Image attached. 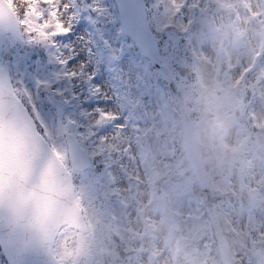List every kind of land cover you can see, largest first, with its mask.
<instances>
[{
	"label": "rangeland",
	"instance_id": "obj_1",
	"mask_svg": "<svg viewBox=\"0 0 264 264\" xmlns=\"http://www.w3.org/2000/svg\"><path fill=\"white\" fill-rule=\"evenodd\" d=\"M9 1L13 2V0ZM163 1L164 10L157 17L159 27L165 26L166 17L174 11L173 4L178 6L180 4L185 8L181 11L182 25H189L187 38L198 54L196 58L200 82L199 89L196 88L198 93L195 89V84L199 83L198 80L195 84L188 86L184 85L182 79L177 82L183 110L186 112L193 111L194 108L199 110L198 121L191 122L194 143L196 145L200 141L217 162L214 179L216 186L231 192L228 199V213L238 231V250L247 253L249 264H264V259L253 247L254 241L264 240V131H257V127L249 124L250 109L248 114L243 111L240 118L234 115L235 109L244 106L242 90L238 84L234 83L244 71H248L251 73L250 85L255 95L251 111L256 122L264 125V51L261 50L263 43L259 40L258 19H253V16L260 12L259 0H246V4L250 5L252 10L251 16L244 12L243 4L236 2L242 0H228L233 8L228 16L222 15L218 9L212 11L210 6L205 7L208 0ZM72 3V0H53L45 7L42 0H34V4L26 12L22 21L27 24L30 33L41 28L46 31V34L52 36V30L56 31L57 26L62 29L70 23L65 6ZM100 3L107 7L109 15L97 19V35H94L93 25L88 21L87 13H85V16L74 24L70 34L57 37V40L61 44L75 47L81 54L80 59H91L89 70H94L96 73L93 82L101 85L109 93V102H104L102 97L89 96L88 85L75 81V92L80 99L66 104L63 116L75 115L79 118L81 109L92 111L96 107H106L111 109L105 119H110L120 114L118 105L126 92L129 98L136 101L135 103L132 100L128 101L132 108H135L140 101L138 110L133 116V121L138 120L139 123L118 134L117 137L110 136L106 146L107 158L111 163L119 165L113 169L110 178L104 177L98 180L91 170L74 172L79 173L76 185L77 198L92 227L91 232L79 233L76 236L78 252L84 256L82 264H101L98 257L101 254L98 243L100 242L104 252H108V244L112 243L110 232L115 229L126 241L127 248H135L127 264H174L172 248L179 239L177 235L169 234L171 226L166 221L163 208L157 209V202L150 201L152 194L147 176L149 172L151 175L164 174L167 164L166 158L162 156L170 155L171 150L175 149L170 133L172 130L168 128L170 125L166 126L163 118L165 105L160 95L155 92L156 85L153 86V80H150L148 85L151 91L137 87L136 74L143 57L140 52L121 53L124 43L129 41L127 37L120 34L121 26L118 24L117 10L111 0H100ZM58 5L59 11L56 10ZM195 6L200 8L199 12L196 11ZM43 13H50V15L42 20ZM92 15L95 16L94 13ZM60 17L63 19L61 20ZM220 30L224 32L223 36ZM221 37L226 42L227 52L234 65L232 81L227 77L222 80L217 79V62L214 55L217 48H221L218 42ZM11 41V38L6 36L7 46H11ZM88 41L91 43H87ZM163 43L168 47L172 63L177 53L182 51L178 36L167 31ZM30 48L31 45L27 43L15 46L17 50L15 63L18 59L19 66L16 65V70L21 73V78L36 94L34 90L36 81L49 79L58 66L55 65L53 69H50L47 61L41 59L28 63L26 50L29 51ZM89 48L92 51L91 58L86 51ZM113 49L120 56L116 65L111 63ZM120 76L125 78L126 87L120 84ZM59 87L63 88L65 84L61 83ZM118 94L121 100L117 99ZM59 99L63 101L71 99V95L68 93L62 98L50 92L46 93V105L50 104L54 107V103ZM189 105L194 108H189ZM126 106L127 104L121 105V108ZM40 109L43 116L51 123L49 113ZM131 110L125 108L122 115H130ZM61 118L62 116L59 120ZM113 130V125H107L103 131L111 133ZM50 139L56 152L68 162L67 150L61 138L50 136ZM241 140H244L245 144L242 150H238L237 146L240 145ZM152 156L156 158L154 162L151 160ZM213 160L209 159L212 163ZM179 162L175 160L171 166ZM171 166L169 172L177 175L176 170H173L174 167ZM96 173L101 172L96 171ZM174 178L176 182L172 183L170 179H166L162 187L172 200L168 213H176L175 226L180 237L184 238L189 264H201L202 258L193 255L192 246L189 245V238L192 237L190 227H193L187 218L190 207L179 199L180 194L176 188L180 181ZM132 181L135 182L133 192L130 190ZM244 186L250 189L255 198L252 207H242L240 204L239 197ZM111 191L113 193L110 197ZM115 193L123 195L124 199L113 198ZM248 226L250 228L247 230ZM58 246L60 256L67 254V248L62 249L60 245ZM112 258H115L113 264H120L116 255H112Z\"/></svg>",
	"mask_w": 264,
	"mask_h": 264
},
{
	"label": "snow or ice",
	"instance_id": "obj_2",
	"mask_svg": "<svg viewBox=\"0 0 264 264\" xmlns=\"http://www.w3.org/2000/svg\"><path fill=\"white\" fill-rule=\"evenodd\" d=\"M53 0H42L43 6L47 7ZM122 11L128 16V20L124 26L120 29L122 36L131 37L130 46L132 48H138L141 56L143 57L142 63L139 65V71L136 74L137 87H143L148 91L151 89L148 87L152 77H156L158 80H168L169 66L171 64V56L168 51V47L163 43L161 37L162 34L158 25V14H162L164 8L159 0H154L151 5L147 4L146 0H133L131 3L122 4ZM60 6H57L59 11ZM181 11L185 8L181 7ZM66 14L70 17V23L66 24L60 31L52 30V36L50 42H25L29 45H40L48 51L49 60L52 64L58 66L57 70L53 72L49 79L41 81L37 80V94H34L31 88L27 85L26 81L22 78H16L18 85L22 86L27 93L26 107L32 121L35 125L36 131L41 137L47 139L49 136H58L67 143L72 145L74 150H81L83 146L87 151L83 152V166L86 170H91L93 176L98 180H102L104 177L109 176L114 168L119 167L118 164L111 163L107 158L106 146L109 138L117 137L118 134L127 131L129 128L138 125L139 121H133V116L138 110L140 101L136 104L135 108H132L131 104H128L129 100L134 103L135 99H131L125 92L123 99L118 94L117 99L122 102L118 105L120 114L114 115L110 119H105L106 114L109 113L111 108L96 107L92 111L81 109L79 112V118L75 115L62 116V118L56 123H49L43 116L42 111L37 102V96L39 88L48 90L52 95H59L62 98L66 97V94L70 93L71 99H64V103L70 104L73 100H78L80 97L75 92V81L87 84V94L89 96L102 97L104 102H109V93L103 89L99 84L94 83L95 71H90L91 59H80V53L76 48L69 44H61L57 37L67 36L73 30L74 24H76L87 13V19L89 22L95 24L97 19L101 16L109 15L106 6L100 3V0H92L88 3L81 4L79 0H73L71 5L65 6ZM149 12L151 15H149ZM95 14L93 16L92 14ZM50 13H43L42 20L46 19ZM62 20L63 17H60ZM41 20V22H42ZM87 43H91L88 41ZM63 49V51L61 50ZM11 54V47L8 49ZM88 57L91 58V49H86ZM122 51V50H121ZM111 59L118 61L120 56L116 50H112ZM17 67L19 66V60L16 61ZM0 72L12 77L8 65L0 64ZM119 82L122 86L126 87L125 78L119 77ZM65 84V87H57L58 84ZM169 83H171L169 81ZM127 104L126 107L121 108V105ZM132 109L131 114L124 116L122 111ZM123 120V122H118ZM107 125H113L114 130L108 133L105 130ZM99 162V163H97ZM95 168H100L101 173H96ZM7 255L8 264H11L12 256L5 251Z\"/></svg>",
	"mask_w": 264,
	"mask_h": 264
},
{
	"label": "water",
	"instance_id": "obj_3",
	"mask_svg": "<svg viewBox=\"0 0 264 264\" xmlns=\"http://www.w3.org/2000/svg\"><path fill=\"white\" fill-rule=\"evenodd\" d=\"M115 2L118 7L122 26H124L128 20V16L122 11L121 6L126 2L131 3L133 0H115ZM6 34H11L16 41L23 40L20 21L13 8L7 0H0V59L4 36ZM5 65H8V63H5ZM168 78L170 82L174 83L170 70ZM57 107L61 113L64 104L60 102L57 104ZM236 114H239V112L237 111ZM5 125L24 135L31 150L34 171L51 170L59 176L63 191L77 203L72 215L74 227L81 231H88L84 215L76 199L71 172L52 149L48 141L44 137H41L36 131L32 118L27 111V107L14 92L11 78L0 72V126ZM183 126V146L185 153L201 186L206 188L205 177L191 138V130L187 115H185L183 119ZM68 147L72 169L84 170L83 152H85V150L82 147L79 151L74 150L69 143ZM162 198L169 204V198L166 194L163 193ZM241 199L242 205L253 204V198L246 188L243 189ZM3 231L2 224H0V247L6 260L7 255L5 251L12 256L11 264H64L57 259L53 252L54 242L56 240L54 234L43 232L35 233L27 239L26 242H20L26 232L23 226L20 232L9 234L7 239L4 237ZM255 245L259 247L260 253L264 255V243L258 242L255 243ZM80 259L81 255L77 256L71 264H79Z\"/></svg>",
	"mask_w": 264,
	"mask_h": 264
},
{
	"label": "clouds",
	"instance_id": "obj_4",
	"mask_svg": "<svg viewBox=\"0 0 264 264\" xmlns=\"http://www.w3.org/2000/svg\"><path fill=\"white\" fill-rule=\"evenodd\" d=\"M77 203L51 170L34 171L24 135L0 126V224L7 239L26 229L20 242L35 233L54 234L60 247L73 248V210Z\"/></svg>",
	"mask_w": 264,
	"mask_h": 264
},
{
	"label": "trees",
	"instance_id": "obj_5",
	"mask_svg": "<svg viewBox=\"0 0 264 264\" xmlns=\"http://www.w3.org/2000/svg\"><path fill=\"white\" fill-rule=\"evenodd\" d=\"M73 1V0H72ZM149 0H146L147 3ZM81 4L85 3V0H79ZM32 4V0H14L13 6L18 13L20 17H23L26 11L30 9V5ZM24 35L26 42L33 41V42H50L51 37L48 36L45 31L43 30H35L33 33H29L26 26L23 25ZM182 35V34H181ZM11 44V54L8 52V48L5 47L2 54V60L3 61H9L10 63V70L12 79L14 82V87L16 92L20 95V97L26 101L27 93L24 90V88L17 84L16 78H21V75L17 73L15 69V50L14 46ZM47 50L43 48V46L40 45H32L29 51H26V57L27 60L30 61L35 58L36 55L40 56L43 59H46L47 57ZM185 62V61H184ZM174 65V62L172 63ZM178 72L180 74H184V72L187 73V75H195L194 79H196L195 74V67L193 64V61L191 58L187 60V62L182 65V67H178ZM186 82H188L186 80ZM44 89L39 88L38 95H39V103L42 108L46 109V106L44 104ZM164 95L168 97L167 92H164ZM173 95V94H172ZM172 100V101H171ZM166 104H168V108L166 109V119L170 120L173 124L176 122V116L179 115V112H177L175 109H173L174 106V95L170 97V99H165ZM189 108H194L193 106L189 105ZM192 119L194 121L197 120V118L200 116L199 111L194 108V110L189 111ZM181 128L176 124L175 130L176 133ZM202 158H203V167L204 170L207 171L209 174H212V171L210 167L208 166V162L206 159L207 153L202 150ZM174 155H177L179 162V170L177 172V175L175 177L179 178L180 184L178 186L177 192L180 193V198L186 201V203L192 204L194 202L197 203L199 207V211L201 213V216H198L197 214H192V237L190 239L191 244L194 247V253H200L204 257L203 264H224L223 258L219 251V245H218V231H220V234L226 239L230 252L232 257V264H248L246 257H238V255L234 252L233 245H232V233L233 230L230 227V224L228 222V219L226 217L225 212V206L224 202H222L221 198H219L216 194L212 195L211 197L208 196V193L201 190L197 184V182L194 180V177L191 173V171L188 169V163L184 159V154L181 149V146L179 144H176V149L174 151ZM188 169V170H187ZM177 170V168L175 169ZM180 173V174H179ZM179 174V175H178ZM170 174L164 173V176H169ZM172 180L174 181L175 178L172 176ZM211 201L210 204L208 201ZM201 202V204H199ZM213 207V211L210 207ZM77 233H74L72 236V243L73 248L71 251H69L67 254H64L62 256L63 261H70L74 258V256L77 253V240L76 235ZM111 238L113 243L116 245L115 248H113L111 245H109V250L115 252L121 262H125L127 257L130 255V251L126 250V245L120 238V236L116 235L115 231L111 230ZM102 256V264H109V261H112V258H109L110 256H105L101 254ZM179 264H187L188 256L186 254V250L183 249L180 251V254L174 257L175 263L177 262ZM0 264H6L3 256L0 252Z\"/></svg>",
	"mask_w": 264,
	"mask_h": 264
},
{
	"label": "flooded vegetation",
	"instance_id": "obj_6",
	"mask_svg": "<svg viewBox=\"0 0 264 264\" xmlns=\"http://www.w3.org/2000/svg\"><path fill=\"white\" fill-rule=\"evenodd\" d=\"M262 4H263V6H260V12H258V15H255L254 16V19L255 18L256 19H260V18L263 17V14H264V0H263ZM259 5H260V3H259ZM227 9L229 11V8L228 7H227ZM246 10H247L248 14L251 16V11H250L249 7H246Z\"/></svg>",
	"mask_w": 264,
	"mask_h": 264
}]
</instances>
